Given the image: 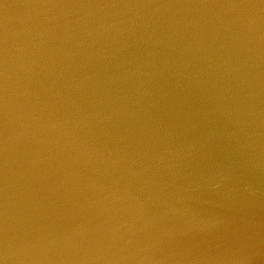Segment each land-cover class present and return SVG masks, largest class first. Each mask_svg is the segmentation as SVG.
<instances>
[{
	"label": "water",
	"instance_id": "obj_1",
	"mask_svg": "<svg viewBox=\"0 0 264 264\" xmlns=\"http://www.w3.org/2000/svg\"><path fill=\"white\" fill-rule=\"evenodd\" d=\"M0 264H264V0H0Z\"/></svg>",
	"mask_w": 264,
	"mask_h": 264
}]
</instances>
